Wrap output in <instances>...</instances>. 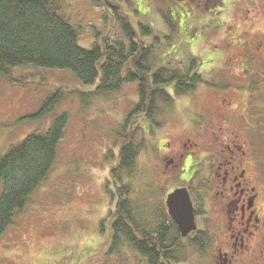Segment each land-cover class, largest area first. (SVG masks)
Returning <instances> with one entry per match:
<instances>
[{"label":"rangeland","instance_id":"rangeland-1","mask_svg":"<svg viewBox=\"0 0 264 264\" xmlns=\"http://www.w3.org/2000/svg\"><path fill=\"white\" fill-rule=\"evenodd\" d=\"M129 1L120 5V12L131 15L128 19L134 27L138 23L151 25L157 35L165 32L162 14L178 11L184 32L169 51L178 60L199 58L203 77L192 94L176 98L173 106L163 111L162 126L153 136H146V147L129 180L131 199L139 221L153 228L159 218L153 216L155 212L161 208L167 215L166 196L182 186L191 188L192 201L200 198L204 212L196 224L208 230L213 241L208 242V253L202 255L182 241L179 263L214 264L217 250L230 253L234 242L225 235L220 216L226 209H217L212 185L207 191L210 182L221 181L225 174L220 159L211 157H221L224 142L239 144L238 154L247 152L245 169L259 189L264 220V0H223L218 7L206 4L210 0ZM55 2L68 22L82 29L78 44L83 49L91 48L95 28L105 36L115 29L109 15L105 22L100 21L89 0ZM187 34L195 39L190 40ZM76 86L68 73L34 68L14 70L9 79L0 78V156L32 131L45 130L53 117L68 116L52 171L0 238V264H143L126 245L110 257L109 232L98 233L100 222L114 205V198L106 192L109 171L115 164L107 154L111 149L115 154L118 151L112 131L137 101L135 87L125 86L119 93L86 103L76 95H65L53 114L38 122L18 123L58 88L67 92ZM180 151L194 153L184 157L188 169H181ZM261 247L251 250L249 257L254 259L262 252L264 256ZM237 259L249 261L244 256Z\"/></svg>","mask_w":264,"mask_h":264},{"label":"trees","instance_id":"trees-1","mask_svg":"<svg viewBox=\"0 0 264 264\" xmlns=\"http://www.w3.org/2000/svg\"><path fill=\"white\" fill-rule=\"evenodd\" d=\"M89 1L99 12L100 21L105 22L109 15L115 29L105 36L95 28L91 48L83 49L78 44L82 29L68 22L55 0H0V78L9 79L14 70L34 68L68 73L78 83L67 92L58 88L18 123L38 122L53 114L65 95H76L86 103L94 97L119 93L125 86L135 87L137 101L112 131L118 151L115 154L111 149L107 154L109 162L115 164L109 171L106 192L114 198V205L100 222L98 233L103 236L108 230L110 257L126 245L143 264H178L184 239L177 226L161 208L153 214L159 216L153 228L143 225L131 199L129 180L146 147V136H153L162 126L163 111L170 109L176 98L192 94L203 82L200 59L178 60L169 51L178 34L184 32L178 11L162 14L165 32L157 35L151 25L138 23L134 27L128 19L131 15L120 12V5L129 4V0ZM223 2L210 0L206 4L218 7ZM187 38L195 39L189 34ZM67 124V114H59L50 119L45 130L32 131L0 156V238L52 171ZM199 199L193 203L195 215L200 218L204 212ZM186 239L187 245L198 252H205L211 240L205 231L191 233Z\"/></svg>","mask_w":264,"mask_h":264},{"label":"flooded vegetation","instance_id":"flooded-vegetation-1","mask_svg":"<svg viewBox=\"0 0 264 264\" xmlns=\"http://www.w3.org/2000/svg\"><path fill=\"white\" fill-rule=\"evenodd\" d=\"M218 139L219 138H216V140ZM184 148L186 149V146H184ZM240 149L241 146L235 142H227L226 144L224 142L221 157L217 154L211 156L212 158H216V161L220 159L221 165L225 167L226 171L221 181H216L215 183L213 181L207 185V191L210 185H212L213 190L210 191H216V201H218L216 202L217 209L219 212H223L226 209L225 213H220V216H222L225 223V235L229 236L228 238L230 241H234L233 245H231L232 250L230 253L222 252L220 249L217 250L219 257L216 258L214 264H264L263 252L261 256H256L254 259L249 257L252 255L250 251L255 250L256 247L263 249L261 244L264 246V220H262L260 216L258 204L260 197L259 189L249 179L246 173L245 157L247 152L242 151L241 154H238L237 152H240ZM190 154L194 153H188L186 151L185 153L179 152V158L183 159V163L180 162L182 166L186 165L184 164V157ZM211 157L208 156L207 158L210 159ZM239 158H241V161H239ZM192 204L195 213L196 206L193 201ZM198 220H200V218L195 215V221L198 222ZM196 225L197 229L194 233L205 231L211 240L213 239V236L208 230L204 227L199 229V223ZM183 241L188 242V239H184ZM210 245H208L207 242V249L205 252H198L191 246L190 248L195 254L202 255L208 253ZM241 256L249 259L248 263L241 261V259H237ZM178 264H186V262Z\"/></svg>","mask_w":264,"mask_h":264},{"label":"water","instance_id":"water-1","mask_svg":"<svg viewBox=\"0 0 264 264\" xmlns=\"http://www.w3.org/2000/svg\"><path fill=\"white\" fill-rule=\"evenodd\" d=\"M165 207L168 217L175 223L182 238L196 230L193 204L186 188L169 193L165 199Z\"/></svg>","mask_w":264,"mask_h":264}]
</instances>
